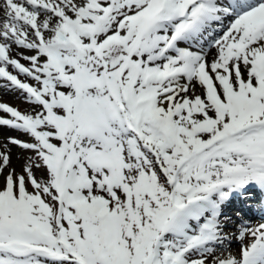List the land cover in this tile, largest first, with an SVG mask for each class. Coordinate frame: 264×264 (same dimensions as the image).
<instances>
[{"label":"snow or ice","instance_id":"snow-or-ice-1","mask_svg":"<svg viewBox=\"0 0 264 264\" xmlns=\"http://www.w3.org/2000/svg\"><path fill=\"white\" fill-rule=\"evenodd\" d=\"M0 90V264H264V0H0Z\"/></svg>","mask_w":264,"mask_h":264},{"label":"bare ground","instance_id":"bare-ground-1","mask_svg":"<svg viewBox=\"0 0 264 264\" xmlns=\"http://www.w3.org/2000/svg\"><path fill=\"white\" fill-rule=\"evenodd\" d=\"M0 97H2L4 100H8V101H12V102H15V103H19L21 106L23 107H26V103L20 98V96L15 93V92H10L8 90H0ZM5 132H8L14 136L17 135V133H15L14 131H9L7 129H3V130H0V138L4 137L2 136ZM2 134V135H1ZM18 151H20L18 149ZM18 155H23V153H21V151L19 153H16L15 155V160L19 163V166L21 167L22 165V159L21 160H18L17 159V156ZM254 193V192H253ZM240 200H234L231 202V204H237ZM235 248H232L233 251L237 252V250H239V247L238 246H234Z\"/></svg>","mask_w":264,"mask_h":264},{"label":"rangeland","instance_id":"rangeland-1","mask_svg":"<svg viewBox=\"0 0 264 264\" xmlns=\"http://www.w3.org/2000/svg\"><path fill=\"white\" fill-rule=\"evenodd\" d=\"M12 102V101H11ZM25 108V107H24ZM26 109L27 110H29L28 109V106L26 107ZM26 111V110H25ZM8 134V132H5L2 136H4V137H6V135ZM7 136H11V134H8ZM20 151H18V149L17 148H13V159H12V163H13V165L16 167V169H17V171H19L20 170V166H19V163L15 160L16 158H15V155H16V153H19ZM24 163V161L22 160V164ZM228 231H231V228H229L228 229ZM234 244H236V246H238L239 245V243L237 242V243H234Z\"/></svg>","mask_w":264,"mask_h":264}]
</instances>
